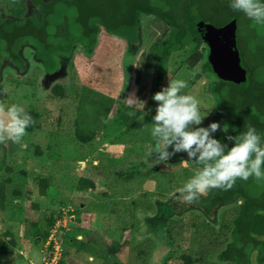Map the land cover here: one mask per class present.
I'll list each match as a JSON object with an SVG mask.
<instances>
[{
	"label": "rangeland",
	"instance_id": "obj_1",
	"mask_svg": "<svg viewBox=\"0 0 264 264\" xmlns=\"http://www.w3.org/2000/svg\"><path fill=\"white\" fill-rule=\"evenodd\" d=\"M145 20H142L143 26ZM160 28L155 26L157 35L152 39L144 37L142 44L136 46L99 29L94 50L86 54L77 45L72 56L63 61L61 76L48 85L44 84L45 73L35 61L31 47L25 46L20 53L27 63L25 71L18 73L8 66L2 67L0 97L6 93L5 105L34 109L46 115L49 122L39 131L26 132L20 144L9 140L0 143V243L7 228L12 229L15 238L13 250L6 256L0 254V264H56L64 257L68 258L67 264H101L103 260L98 252L113 239H120V252L110 260L111 264H142L134 259L136 248L147 241L151 249L143 264H164L171 251L165 242V221L197 214L196 206L185 203L177 189L198 168L183 160L160 161L153 153L155 140L151 123L157 104L152 97L169 80L186 81L188 87L182 94L192 95L200 102L201 115L205 117L200 126L205 128L210 99L209 76L198 69L196 73L200 76L196 78V73L183 64L191 49L172 57L171 70L163 80H151L146 60L151 44L162 34ZM204 50V46L199 47V51ZM54 84L65 88L66 98L61 102L48 101ZM83 85L114 98L120 113L95 134H84L89 139L93 137L92 142L79 145L72 121L78 90ZM133 93L146 102L143 111L126 105L124 100ZM133 111L136 114L130 116ZM59 115V124L54 130L51 125ZM48 144L52 145L55 159L48 156ZM35 147L41 148V156H36ZM91 163L101 165L104 175L90 167ZM7 167L13 169L11 184L5 181ZM43 171L47 175L56 174L45 197L39 195L35 183ZM127 175L133 178L128 180ZM80 178L93 180L94 188L78 190ZM14 190H19L20 195H15ZM228 209L229 206L219 208L206 222L218 230L220 215ZM56 211L60 215L51 229L57 246L53 255L50 239L36 243L29 229L34 220L43 227L45 218ZM69 213H77L79 217ZM92 234L98 237L97 241L89 244L88 240L83 241L85 246L77 241ZM251 264L257 263L253 260Z\"/></svg>",
	"mask_w": 264,
	"mask_h": 264
},
{
	"label": "trees",
	"instance_id": "obj_2",
	"mask_svg": "<svg viewBox=\"0 0 264 264\" xmlns=\"http://www.w3.org/2000/svg\"><path fill=\"white\" fill-rule=\"evenodd\" d=\"M195 1L0 0V72L3 66L18 73L25 71L27 63L20 53L28 46L33 49L32 55L45 73L44 84L48 85L61 76L63 61L72 56L77 45L86 54L94 50L99 29L136 46L142 44L144 37L152 39L157 35L155 26L158 25L162 34L151 44L146 60L151 80H163L171 70L172 57L191 49L192 52L183 64L194 73L200 69L201 74L209 76L208 125L219 122L221 129L228 125L227 133L218 130L211 134L212 138L230 148L232 142L225 137L239 135L251 125L264 143V24H257L239 11L234 18L218 7L220 0H209V4L206 0L207 3L199 8H195ZM261 2L264 3V0ZM208 11L209 22L206 16ZM143 19H146L145 26L142 24ZM231 38L236 41L245 70L246 79L243 84L218 79L207 61L211 45L221 44ZM201 46L205 47L204 51H199ZM199 76V73L195 74L196 78ZM78 91L72 129L77 134L76 143L84 145L93 141V137L89 139L84 134H95L111 118L115 116L116 119L120 109L114 98L86 85L81 86ZM5 95L6 93H2L0 104L7 108L3 99ZM65 98V88L62 85L54 84L50 88L49 102H61ZM114 106L116 108L113 110ZM25 111L35 121L26 132L39 131L48 124V117L43 113L34 109ZM112 111L114 113L111 114ZM59 120L60 115L54 118L52 129H56ZM35 149L36 156H41V148ZM168 151L171 152L172 148ZM47 153L50 159L56 158L51 144L47 146ZM187 159V153L181 152L169 160ZM188 164L198 169L202 167L191 161ZM89 166L101 176L104 175L101 165L91 163ZM12 175L13 169L7 167L5 181L8 184L12 183ZM21 175L24 173L21 172ZM55 177L56 174L41 172L35 182L41 197L47 196ZM132 178L133 175H127L128 180ZM93 188V180H78V190ZM13 193L20 195L19 190H14ZM192 203L196 206V215L184 214L176 219L168 218L163 225L165 242L171 248L164 264H251L253 260L257 264H264V179H237L231 189L213 188ZM225 206L230 209L220 215L219 228L214 230L206 219ZM21 212L19 210L18 215ZM59 215V211L50 213L45 218L43 227L35 220L30 223L29 235L36 243L38 240L42 243L47 241ZM69 215L79 217L77 213ZM15 226L13 225L14 230L17 229ZM11 230L7 228L2 234L0 254L3 256L8 255L15 246ZM86 237L87 244L98 240L95 234ZM119 240L113 239L98 252L103 260L101 264H111L110 260L118 255ZM77 241L82 246L87 245L83 243V239ZM147 243L136 248L134 259L142 264L147 251L151 249L150 241ZM67 263L68 258L65 257L56 262Z\"/></svg>",
	"mask_w": 264,
	"mask_h": 264
},
{
	"label": "clouds",
	"instance_id": "obj_3",
	"mask_svg": "<svg viewBox=\"0 0 264 264\" xmlns=\"http://www.w3.org/2000/svg\"><path fill=\"white\" fill-rule=\"evenodd\" d=\"M234 11L243 12L257 24H264V3L261 0H231ZM188 84L182 79L169 80L166 87L152 97L156 102L155 115L151 123V135L155 140L152 149L157 159L167 161L177 153H187V160L201 165L183 187L177 189L185 203H192L213 188L231 189L236 180L247 181L254 177L264 179V143L260 134L251 125L247 131L236 136H226L232 142L230 148L220 140L212 138L218 130L227 133L228 125L221 129L219 122L207 128L201 127L202 117L199 101L192 95L182 94ZM126 105L143 111L146 102L135 97V93L124 100ZM135 111L130 112L134 116ZM35 121L24 108L15 104L5 107L0 104V143L5 140L20 144L26 130ZM23 146V145H21ZM172 148L169 152L168 149Z\"/></svg>",
	"mask_w": 264,
	"mask_h": 264
},
{
	"label": "water",
	"instance_id": "obj_4",
	"mask_svg": "<svg viewBox=\"0 0 264 264\" xmlns=\"http://www.w3.org/2000/svg\"><path fill=\"white\" fill-rule=\"evenodd\" d=\"M206 0H196L195 8L205 5ZM231 0H220L218 7L230 13L234 18L237 11L230 7ZM207 61L211 65L213 74L220 80L233 84H243L246 79L245 70L239 55L236 41L231 38L221 44L209 47ZM76 221H79L76 219ZM87 238L84 237L83 241Z\"/></svg>",
	"mask_w": 264,
	"mask_h": 264
},
{
	"label": "built area",
	"instance_id": "obj_5",
	"mask_svg": "<svg viewBox=\"0 0 264 264\" xmlns=\"http://www.w3.org/2000/svg\"><path fill=\"white\" fill-rule=\"evenodd\" d=\"M53 234H54V230L51 231L50 237H48V239H50L51 246H49V247L51 249L53 248L54 252H53V250H52V252H53V255H54L55 254V250H57V248H56L57 246H56V241H55V239L53 237Z\"/></svg>",
	"mask_w": 264,
	"mask_h": 264
},
{
	"label": "flooded vegetation",
	"instance_id": "obj_6",
	"mask_svg": "<svg viewBox=\"0 0 264 264\" xmlns=\"http://www.w3.org/2000/svg\"><path fill=\"white\" fill-rule=\"evenodd\" d=\"M207 1H208V4H209V0H207ZM208 4H207V5H208ZM208 16H209V11H208Z\"/></svg>",
	"mask_w": 264,
	"mask_h": 264
}]
</instances>
